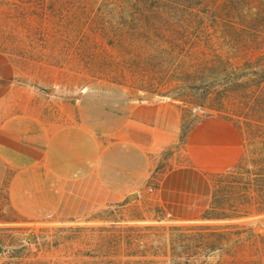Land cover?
Returning <instances> with one entry per match:
<instances>
[{
  "label": "rangeland",
  "instance_id": "rangeland-1",
  "mask_svg": "<svg viewBox=\"0 0 264 264\" xmlns=\"http://www.w3.org/2000/svg\"><path fill=\"white\" fill-rule=\"evenodd\" d=\"M194 1L149 0L129 11L123 0H0V93L11 112L71 122L80 111L165 99L178 104L182 120L176 142L136 196L93 202L101 198L92 195L93 184H77L72 206L29 220L1 192L0 264H168L139 256L146 248L154 252L156 241L150 247L130 238L145 226L215 221L179 220L161 206L153 188L164 173L189 165L210 179L241 164L264 168V95L254 92L251 114L241 103L228 102L225 113L207 107L209 98L223 95L213 93L211 73L195 61L212 45L202 28L214 21L205 12L192 16ZM222 222H239L264 237V213ZM255 246L264 254L262 239ZM257 258L264 263V255Z\"/></svg>",
  "mask_w": 264,
  "mask_h": 264
},
{
  "label": "crops",
  "instance_id": "crops-1",
  "mask_svg": "<svg viewBox=\"0 0 264 264\" xmlns=\"http://www.w3.org/2000/svg\"><path fill=\"white\" fill-rule=\"evenodd\" d=\"M2 99L0 93V193L29 220L64 212L79 196L77 184H93L99 203L144 190L182 124L178 104L165 99L80 111L71 122L11 112ZM153 189L179 220L200 216L211 199L210 180L195 166L169 169Z\"/></svg>",
  "mask_w": 264,
  "mask_h": 264
},
{
  "label": "trees",
  "instance_id": "trees-1",
  "mask_svg": "<svg viewBox=\"0 0 264 264\" xmlns=\"http://www.w3.org/2000/svg\"><path fill=\"white\" fill-rule=\"evenodd\" d=\"M145 1L149 0H123V5L131 11ZM192 5L188 8L192 16L205 12L214 21L213 26L202 28L212 45L204 46L195 61V68L211 73L218 90L213 93L223 95L217 102L209 98L207 107L225 113L228 102L241 103L248 108L246 114H251L254 92L261 94L258 99L264 95V0H195ZM235 168L214 173L209 179L211 199L200 220L215 222L145 226L146 232L130 238L129 243L137 240L152 247L154 240L156 245L154 252L146 248L139 256L161 257L168 264H256L257 257L264 255L257 250L256 241L264 242V237L239 222L222 221L264 213V168L259 172L242 164ZM213 256L216 259L209 260Z\"/></svg>",
  "mask_w": 264,
  "mask_h": 264
},
{
  "label": "water",
  "instance_id": "water-1",
  "mask_svg": "<svg viewBox=\"0 0 264 264\" xmlns=\"http://www.w3.org/2000/svg\"><path fill=\"white\" fill-rule=\"evenodd\" d=\"M137 195V192H133L132 194H131V196H136Z\"/></svg>",
  "mask_w": 264,
  "mask_h": 264
},
{
  "label": "built area",
  "instance_id": "built-area-1",
  "mask_svg": "<svg viewBox=\"0 0 264 264\" xmlns=\"http://www.w3.org/2000/svg\"><path fill=\"white\" fill-rule=\"evenodd\" d=\"M151 190V188H149Z\"/></svg>",
  "mask_w": 264,
  "mask_h": 264
}]
</instances>
